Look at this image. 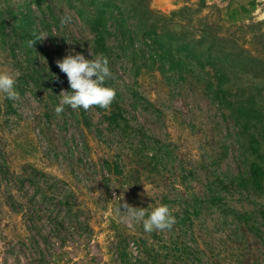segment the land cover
<instances>
[{
    "label": "rangeland",
    "instance_id": "rangeland-1",
    "mask_svg": "<svg viewBox=\"0 0 264 264\" xmlns=\"http://www.w3.org/2000/svg\"><path fill=\"white\" fill-rule=\"evenodd\" d=\"M104 2L0 0L19 93L0 95V264H264V0ZM76 53L108 58V111L56 114L71 91L56 61ZM123 202L176 223L146 233Z\"/></svg>",
    "mask_w": 264,
    "mask_h": 264
},
{
    "label": "clouds",
    "instance_id": "clouds-1",
    "mask_svg": "<svg viewBox=\"0 0 264 264\" xmlns=\"http://www.w3.org/2000/svg\"><path fill=\"white\" fill-rule=\"evenodd\" d=\"M70 18L62 19L61 23L69 22ZM35 40H30L29 46L33 47ZM60 71L67 76L71 91L62 90L60 103L55 108L59 116L64 112L65 106L72 110L83 109L88 111L93 107L108 110L116 98V90L106 86V79L111 78L109 60L106 56L87 59L81 53L66 55L57 60ZM15 76L7 71L0 70V95L9 100H16L19 96L15 88ZM123 201V199H122ZM130 223L142 224L146 233L163 232L171 230L176 219L171 208L166 204H159L148 209L132 207L127 202L120 203Z\"/></svg>",
    "mask_w": 264,
    "mask_h": 264
},
{
    "label": "trees",
    "instance_id": "trees-1",
    "mask_svg": "<svg viewBox=\"0 0 264 264\" xmlns=\"http://www.w3.org/2000/svg\"><path fill=\"white\" fill-rule=\"evenodd\" d=\"M116 1H118V0H107V2L105 3H102L101 5L102 6H104L103 8H106V7H110V6H114L115 7V3H116ZM121 1H123V2H128V4L130 5H132V7H141L142 5H143V0H121ZM112 3H113V5H112ZM117 7V6H116ZM118 9L119 10H121L122 11V9H123V6H119L118 7ZM134 10H137V9H134ZM100 23H102V21H101V18H100V16L98 17H93V25H99ZM152 31V30H151ZM99 33V32H98ZM151 38H152V40L153 41H155L154 43L155 44H158L159 42L155 39V37H154V35H152V34H148ZM100 42H102L103 43V40H102V38L100 37ZM101 43V44H102ZM193 44H202V43H207V41H203V40H199V39H196V40H194L193 42H192ZM192 49V44L191 43H186V45L182 48V50H183V52H187V51H192L191 50ZM195 57V59H196V61H198V62H201V58L199 57V56H194ZM209 62H212V60H210ZM224 78H223V76L221 77V79L220 80H223ZM226 90H225V92H219L218 93V99H226ZM223 102H224V100H223ZM98 111H100V112H106V111H108V110H104V109H100V108H98V107H95ZM241 109V113L243 114V115H246V113H250L251 115H252V117L251 118H253L254 119V117H253V114H256L257 115V117H256V119H259V120H261L262 119V115H261V112H258V110H255L254 108H249V106H246L245 105V103H244V106L242 107V108H240ZM246 111H244V110ZM250 114H247V117L248 118H250ZM116 117H118V116H115V115H113V116H111L109 119L110 120H114ZM109 164V163H108ZM251 173H252V178H253V180L256 182V184L259 186V187H261L262 186V184H263V181H264V168L263 167H261L260 165H258V164H254L252 167H251ZM17 175V174H16ZM28 178V177H27ZM27 178H25L24 176H22V175H18L17 176V179H18V184L19 185H21L22 186V188L23 189H25L26 188V179ZM30 182H31V186L32 187H37L39 190L40 189H44L43 188V186L42 185H40L39 183H38V180H35L34 178H30V180H29ZM27 192H29V188H28V190H27ZM54 200V198H52L51 196H50V194L47 192V191H45V199L43 200V202H40V205H44V211L46 210V211H48V212H54L53 210H51V208H47L46 206L48 205L47 203H48V200ZM22 208L24 209V207L22 206ZM39 209V208H38ZM70 211H73L74 210V206H72V205H69V208H68ZM28 210L26 209L25 210V213L27 212ZM58 214L57 215H59L60 214V212H57ZM28 217L29 218H31V219H33L32 221L34 222V223H36V215L35 216H32V215H28ZM58 224H59V222H58ZM51 225H53V224H51ZM57 225V224H56ZM63 225V224H62ZM64 226V225H63ZM35 243H37L38 245H39V243L36 241Z\"/></svg>",
    "mask_w": 264,
    "mask_h": 264
}]
</instances>
